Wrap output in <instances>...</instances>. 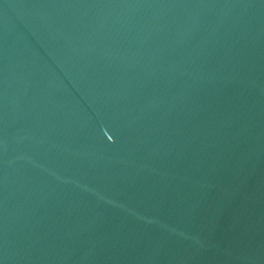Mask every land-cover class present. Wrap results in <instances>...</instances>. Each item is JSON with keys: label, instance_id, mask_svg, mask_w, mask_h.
I'll return each instance as SVG.
<instances>
[{"label": "water", "instance_id": "water-1", "mask_svg": "<svg viewBox=\"0 0 264 264\" xmlns=\"http://www.w3.org/2000/svg\"><path fill=\"white\" fill-rule=\"evenodd\" d=\"M0 264H264V0H0Z\"/></svg>", "mask_w": 264, "mask_h": 264}]
</instances>
